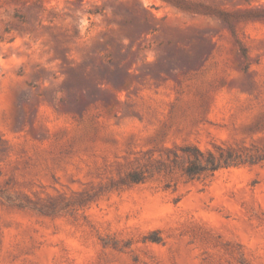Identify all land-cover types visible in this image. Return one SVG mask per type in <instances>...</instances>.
Listing matches in <instances>:
<instances>
[{
    "label": "rangeland",
    "instance_id": "1",
    "mask_svg": "<svg viewBox=\"0 0 264 264\" xmlns=\"http://www.w3.org/2000/svg\"><path fill=\"white\" fill-rule=\"evenodd\" d=\"M0 264H264V0H0Z\"/></svg>",
    "mask_w": 264,
    "mask_h": 264
},
{
    "label": "trees",
    "instance_id": "2",
    "mask_svg": "<svg viewBox=\"0 0 264 264\" xmlns=\"http://www.w3.org/2000/svg\"><path fill=\"white\" fill-rule=\"evenodd\" d=\"M200 152V151H199ZM198 152V153H199ZM216 161H211V164H213L212 165V169L213 168H217L218 166H220V163L218 164H216L215 163ZM201 160L199 159V155H196V159L195 160H193V162H192V165L190 166V167H188L187 168V172H188V174H191V175H193V174H195V173H197V172H199L200 170H202L203 169V167H201Z\"/></svg>",
    "mask_w": 264,
    "mask_h": 264
}]
</instances>
